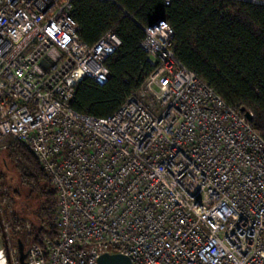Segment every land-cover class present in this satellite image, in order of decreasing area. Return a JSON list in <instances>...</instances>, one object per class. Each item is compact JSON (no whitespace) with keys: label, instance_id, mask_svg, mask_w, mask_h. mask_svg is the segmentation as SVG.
<instances>
[{"label":"built area","instance_id":"obj_1","mask_svg":"<svg viewBox=\"0 0 264 264\" xmlns=\"http://www.w3.org/2000/svg\"><path fill=\"white\" fill-rule=\"evenodd\" d=\"M74 1L0 0V152L27 147L58 197L57 236L27 264H264V138L183 64L163 20L145 28L142 87L109 117L77 112V87L107 85L122 42H83Z\"/></svg>","mask_w":264,"mask_h":264},{"label":"trees","instance_id":"obj_2","mask_svg":"<svg viewBox=\"0 0 264 264\" xmlns=\"http://www.w3.org/2000/svg\"><path fill=\"white\" fill-rule=\"evenodd\" d=\"M73 17L83 42L93 45L109 31L122 42L107 63L108 84L100 87L87 79L77 87L72 102L77 112L109 117L142 87L153 71L141 47L145 28L163 20L174 30L173 49L183 64L239 113L245 109L253 114L251 125L264 138V5L242 0H172L169 5L166 0H75ZM5 150L31 196L43 201L33 241L55 239L58 197L51 178L14 139ZM12 216L16 220V213Z\"/></svg>","mask_w":264,"mask_h":264},{"label":"rangeland","instance_id":"obj_3","mask_svg":"<svg viewBox=\"0 0 264 264\" xmlns=\"http://www.w3.org/2000/svg\"><path fill=\"white\" fill-rule=\"evenodd\" d=\"M0 174L3 176L2 187L8 189L9 204L12 205L13 212L16 213V220L8 213L3 216L6 240L0 226V250L5 257V264H16L15 259L19 260L18 240L24 244L26 251L33 243V234L40 227L36 212L40 209L43 201L31 196L30 188L22 183L20 176L12 168L6 150L0 152ZM16 221L20 223L19 226L15 224ZM6 243L9 260L6 254Z\"/></svg>","mask_w":264,"mask_h":264},{"label":"water","instance_id":"obj_4","mask_svg":"<svg viewBox=\"0 0 264 264\" xmlns=\"http://www.w3.org/2000/svg\"><path fill=\"white\" fill-rule=\"evenodd\" d=\"M242 1H247L251 3H256V4H261L264 5V3L256 2V1H250V0H242ZM162 21L159 20L152 24L151 26L158 25V23ZM241 113H243L250 121H252L253 116L251 115L250 112L246 111L245 109L241 110ZM0 226L2 230L3 237L6 240V235L4 231V226H3V214L2 210L0 208ZM6 249H7V259L9 260V250L7 247L6 243ZM18 249H19V254H20V264H27L26 258H27V251L25 249L24 244L21 242V240H18ZM99 264H133L131 259L125 255L121 254H104L99 258Z\"/></svg>","mask_w":264,"mask_h":264},{"label":"bare ground","instance_id":"obj_5","mask_svg":"<svg viewBox=\"0 0 264 264\" xmlns=\"http://www.w3.org/2000/svg\"><path fill=\"white\" fill-rule=\"evenodd\" d=\"M0 264H5V257L1 250H0Z\"/></svg>","mask_w":264,"mask_h":264}]
</instances>
